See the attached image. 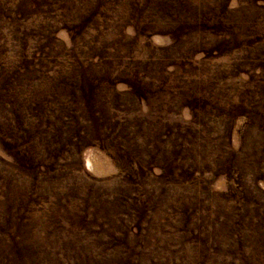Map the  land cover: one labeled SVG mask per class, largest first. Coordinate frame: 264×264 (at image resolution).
<instances>
[{"label":"rangeland","instance_id":"obj_1","mask_svg":"<svg viewBox=\"0 0 264 264\" xmlns=\"http://www.w3.org/2000/svg\"><path fill=\"white\" fill-rule=\"evenodd\" d=\"M0 264H264V0H0Z\"/></svg>","mask_w":264,"mask_h":264}]
</instances>
